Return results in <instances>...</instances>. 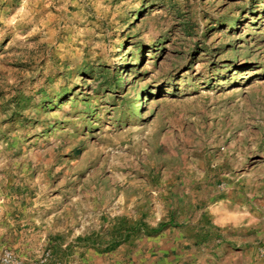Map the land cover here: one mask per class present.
Instances as JSON below:
<instances>
[{
  "label": "rangeland",
  "instance_id": "rangeland-1",
  "mask_svg": "<svg viewBox=\"0 0 264 264\" xmlns=\"http://www.w3.org/2000/svg\"><path fill=\"white\" fill-rule=\"evenodd\" d=\"M6 251L264 264V0H0Z\"/></svg>",
  "mask_w": 264,
  "mask_h": 264
},
{
  "label": "trees",
  "instance_id": "trees-1",
  "mask_svg": "<svg viewBox=\"0 0 264 264\" xmlns=\"http://www.w3.org/2000/svg\"><path fill=\"white\" fill-rule=\"evenodd\" d=\"M161 228H163V226ZM161 228H150L143 221H129L126 217H119L110 228V231L113 233V241L109 245L108 249H115L121 242L128 241L141 232L151 234L158 232Z\"/></svg>",
  "mask_w": 264,
  "mask_h": 264
},
{
  "label": "built area",
  "instance_id": "built-area-1",
  "mask_svg": "<svg viewBox=\"0 0 264 264\" xmlns=\"http://www.w3.org/2000/svg\"><path fill=\"white\" fill-rule=\"evenodd\" d=\"M3 264H22L20 263L17 259H15V257L13 256V253L6 251L3 254Z\"/></svg>",
  "mask_w": 264,
  "mask_h": 264
}]
</instances>
